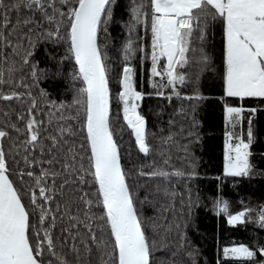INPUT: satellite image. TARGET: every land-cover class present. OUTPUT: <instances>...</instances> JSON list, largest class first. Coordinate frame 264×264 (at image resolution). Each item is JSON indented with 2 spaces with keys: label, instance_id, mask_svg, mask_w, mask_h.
<instances>
[{
  "label": "snow or ice",
  "instance_id": "snow-or-ice-1",
  "mask_svg": "<svg viewBox=\"0 0 264 264\" xmlns=\"http://www.w3.org/2000/svg\"><path fill=\"white\" fill-rule=\"evenodd\" d=\"M111 3L0 0V101H15L21 106L17 111L9 103V111L0 109L7 120L0 122V264H157L154 251L166 247H158L148 235L138 203L151 204L150 194L143 201L134 194L113 132L110 72L99 42L102 25L112 18ZM13 12L17 14L15 22L10 15ZM131 12L129 33L138 27L151 33L152 87L157 96L171 101L172 96L165 94V89H171L180 98L177 88L188 80L184 70L193 63L207 66L210 57L203 43L211 23L219 21L225 37V96L264 99V0H147V4L140 0ZM41 43L67 46L58 64L73 62L70 102L51 99L39 86L47 76V70L35 60ZM136 51L129 39L123 49L124 61L134 57ZM197 51L199 59L193 60L190 54ZM76 82L82 86H76ZM119 84L122 91L117 99L123 121L138 151L149 156L153 148L148 142L147 120L140 111L145 93L137 90L133 67L126 64ZM21 88L25 91L17 90ZM183 98L204 99L199 93ZM244 111L242 107L226 106L231 128L240 123ZM13 114L20 123L12 120ZM68 120L80 122L79 132L86 143L77 147L69 142L68 137L76 136L77 131L58 123ZM250 125L251 120L247 140L233 131L226 133L225 176L247 177L252 172ZM173 142L172 135L163 140L165 145ZM160 155L166 157L163 164H168L170 157L164 151ZM12 165L19 168L15 172L19 183L13 179ZM147 167L153 170L145 172L142 166L137 174L165 180L185 175L154 164ZM194 167L188 173L190 177L196 175ZM69 185L72 188L66 193ZM161 190L175 195L157 185V191ZM217 209L227 214L233 226L246 223L253 211L244 208L232 214L223 200L217 201ZM257 222L264 228V209ZM150 226L153 230L158 227L155 223ZM174 227L179 229L180 225ZM172 228L170 225L168 231ZM258 253L264 257V246L254 249L239 244L223 249L226 258L240 264H264L257 261Z\"/></svg>",
  "mask_w": 264,
  "mask_h": 264
},
{
  "label": "trees",
  "instance_id": "trees-1",
  "mask_svg": "<svg viewBox=\"0 0 264 264\" xmlns=\"http://www.w3.org/2000/svg\"><path fill=\"white\" fill-rule=\"evenodd\" d=\"M144 2L147 4V0ZM138 3L140 0H112L110 5L112 18L102 25L99 42L110 72V88L113 94L111 119L114 136L120 147L121 162L129 174V183L133 186V192L138 200L143 201L145 195L150 194L151 204L138 203L142 219L146 221L149 237L157 242L158 247L166 245L154 251V259L157 260V264L161 261L163 264H240L239 261L226 258L223 249L239 244L249 245L254 249L264 246V228L257 222L259 212L264 209V99L241 100L225 96L223 84L225 37L219 21L211 23L207 40L203 43L204 52L210 57L207 66L202 68L201 65L193 63L184 70L188 80L177 88L180 98H177L171 89H165L166 96H172L171 101L157 96L155 94L157 90L152 87L150 30L145 31L143 27H138L131 34L128 30L132 20L131 9ZM10 15L15 22L17 14L13 12ZM129 39L133 41L137 51L129 61H124L123 49ZM0 47H3L2 42ZM66 47L64 44L53 46L50 43H41L36 48L35 60L41 69L47 70L46 78L40 81V88L46 89L51 99L70 102L73 92L69 73L73 69V62L65 61L63 65L58 64L60 58L66 54ZM140 48L144 51H139ZM190 55L193 60H197L200 52ZM126 64L135 69L137 90L145 93L140 111L147 120L148 142L153 148L149 156L138 151L134 136L123 121L122 105L117 99L118 93L122 91L119 80ZM58 71L60 74H57ZM19 75L20 73H17V76ZM156 80L159 81V78ZM76 86L82 85L76 82ZM17 90L25 91L23 88ZM196 93L204 99L183 98ZM33 94H36L35 89ZM9 103L12 109L20 110L21 106L15 101H0V109L9 111ZM226 106L245 109L243 119L235 129L227 123ZM253 108L256 109L254 113L250 111ZM12 120L16 121L15 114ZM249 120L253 132L250 148L252 172L247 177L225 176L226 133L233 131L247 140ZM0 122L6 123L7 120L0 115ZM58 123H66L77 131L76 136L68 137L69 142H74L77 147L81 143H86L84 134L79 132V121L68 120ZM55 126L54 123L53 127ZM189 132H194L195 136L189 135ZM169 135L173 136L174 142L163 144V140ZM161 151L170 157L168 164H163L166 157L160 155ZM81 155L84 153L81 152ZM153 164L156 168H163L168 172L180 170L185 175L171 176L165 180L160 177H141L137 174L142 166L145 172L152 171L153 168L147 166ZM193 165L196 175L190 177L188 173L193 171ZM11 170L13 179L19 183L15 175L19 168L12 165ZM157 185L161 188L166 187L169 193L175 195H166L162 190L157 191ZM70 188L71 185L66 187L65 192L68 193ZM84 190L89 191L86 186ZM25 200L27 201V197ZM219 200L228 203L229 212L232 214L244 208L252 209L250 218L244 224L230 225L227 214L218 213ZM153 223L158 225L155 230L150 226ZM175 224H179L180 228L176 229ZM170 225L173 228L168 231ZM189 252L192 253L191 257L188 255ZM256 259L258 262H264V257L259 253Z\"/></svg>",
  "mask_w": 264,
  "mask_h": 264
},
{
  "label": "rangeland",
  "instance_id": "rangeland-1",
  "mask_svg": "<svg viewBox=\"0 0 264 264\" xmlns=\"http://www.w3.org/2000/svg\"><path fill=\"white\" fill-rule=\"evenodd\" d=\"M233 143H235V141H233ZM225 148H226V140H225ZM225 151H226V149H225Z\"/></svg>",
  "mask_w": 264,
  "mask_h": 264
}]
</instances>
